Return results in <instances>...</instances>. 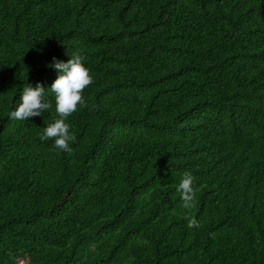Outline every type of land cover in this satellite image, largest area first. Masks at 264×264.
<instances>
[{
    "label": "trees",
    "instance_id": "trees-1",
    "mask_svg": "<svg viewBox=\"0 0 264 264\" xmlns=\"http://www.w3.org/2000/svg\"><path fill=\"white\" fill-rule=\"evenodd\" d=\"M77 52L69 154L9 112ZM0 264H264V0H0Z\"/></svg>",
    "mask_w": 264,
    "mask_h": 264
},
{
    "label": "clouds",
    "instance_id": "clouds-1",
    "mask_svg": "<svg viewBox=\"0 0 264 264\" xmlns=\"http://www.w3.org/2000/svg\"><path fill=\"white\" fill-rule=\"evenodd\" d=\"M49 66L58 73L51 86L45 88L40 83L35 87L27 84L23 88L18 105L9 112V118L25 121L31 117L41 116L52 107L45 99L47 90V94L55 100L58 118L43 128L39 138L42 141L54 140L55 149L70 154L73 151L70 145L75 142L76 137L70 132V125L66 120L78 110V105L86 106L82 94L94 81L89 70L84 66L83 57L78 52L73 53L67 62L53 57ZM193 183V175L184 172L176 189L182 198V207L186 210L195 207L196 189Z\"/></svg>",
    "mask_w": 264,
    "mask_h": 264
}]
</instances>
